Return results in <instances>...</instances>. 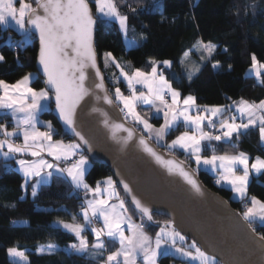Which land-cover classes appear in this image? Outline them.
I'll return each mask as SVG.
<instances>
[{"label": "snow or ice", "instance_id": "obj_1", "mask_svg": "<svg viewBox=\"0 0 264 264\" xmlns=\"http://www.w3.org/2000/svg\"><path fill=\"white\" fill-rule=\"evenodd\" d=\"M17 3H19V8L16 7ZM94 3L101 17L118 20L121 29L127 33L128 16L120 13L116 0H94ZM10 22H14L23 30L24 40L21 43H28L32 39L33 30L38 31L39 63L47 77L46 83L49 86L39 90L31 87L32 80L36 78L33 73L24 75L14 84L0 80V110H5L2 115L11 116L15 127L19 129V132H12L7 130L6 125H0V135L6 137L0 139V155L8 158L14 153H30L33 157L39 158L32 162L23 159L17 162L26 178L25 185H27L28 178L39 177L36 183L31 186V194L35 196L37 189L46 184L53 176V172H56L66 173L77 188L82 187L85 191H91L94 197H98L86 202V207L82 208V214L88 224L92 223L91 217L103 222V228L91 229L97 240L95 248L101 250L104 248L102 236L106 235L110 239L118 240L121 247L107 257L109 264H119L118 257L120 256H123L124 264H135V255L138 253H143L145 264H156L158 256L170 255L173 252L190 258L189 264L192 261H199L200 264H217L216 258L209 256L197 247L195 241L189 245V248L194 251L176 247L178 239L185 241L186 238L174 228L169 229L167 224L161 227L156 234L153 247L151 238L143 231V223L134 224L131 217L126 215L124 201L119 199V194L114 187L115 182L111 177H108L106 181L108 185L106 198L103 196L99 182L95 188H91L84 182V166L87 164L85 156L81 155L67 168H61L59 164L48 163L41 156L42 152H47L57 161L68 160L75 156L77 150L80 149L79 144L53 141L51 131H40L37 128V124L41 123L51 129L50 122L38 120L39 113L50 110L49 90L54 92L56 110L60 117L85 145H88V141L80 132L76 131L75 125L76 109L81 101L85 97H94L96 101L102 100L108 105L114 103L113 98L108 95L104 76L97 65L96 50L93 45V34L97 21L92 16L88 0H36L35 7L27 0H0V25L8 26ZM26 25L31 27H26ZM200 44L207 56H211L216 49V46L210 42L201 41ZM19 46L18 43L17 47ZM132 46H135L134 43ZM104 58L105 66L107 67L109 62L113 63L119 68L121 76L127 82L130 94L125 95L119 87L115 88V103L122 104L119 112L125 114V119L131 116L134 121L139 122L147 130L148 139H145L143 135L138 138L139 144L145 152L155 158L157 163L163 165L168 172L183 177L199 193L201 186L193 178V174L174 159H165L149 143L153 137L157 142L162 141L167 133L175 130L182 123L185 128H191L193 131L182 132L166 147L187 151L195 157L198 166L207 165L211 170L217 171L219 176L217 183L227 182L235 193L241 198L245 197L248 191L250 167L256 173H260L264 170V159L256 157L255 162L249 166V157L245 153L217 155L211 144L205 145L203 142L225 141L230 143L234 134L238 136L241 130H246L257 123L260 125L261 140H264V100L258 104L241 99L238 103L234 102L233 105L197 106L196 97L188 95L181 98V92L173 88L162 73H158L159 64L171 66L172 61L153 60L150 62V72L136 68L129 74L116 61L111 52L104 53ZM251 59V70L257 78H260L262 70H264V63H261L255 54H252ZM3 60V55H0V61ZM218 66L219 62L213 65L214 68ZM193 71L198 72L199 68L194 67ZM86 82L88 86H86ZM260 83H264V80H260ZM137 85L142 86L144 91H137ZM166 96H170L171 102L165 98ZM138 104L154 107L157 114L161 112L159 106H163L164 123L159 128H155L137 112ZM233 107L235 113L223 118V114L229 112ZM92 111L99 112L100 109L93 108ZM104 116L107 117V113H104ZM237 117L241 122H237ZM245 118L247 119L246 123L243 122ZM103 123L112 129L114 139H116V131L121 129L127 133L122 138L124 144L133 138L134 132L131 128H125L123 124H110L107 118ZM205 124L212 129H216L218 124L220 134L214 135L211 131H204ZM19 135L23 137L22 145L15 144L10 139ZM5 148L7 151H3ZM206 148H211L212 155L203 156L201 154ZM238 166H242L239 172ZM46 168L52 171L45 172ZM123 187L128 193L132 192L127 183H124ZM114 196L119 202L110 204L109 200ZM132 200L142 213L141 218L147 217V220L151 221V210L141 204V201L135 196H132ZM250 204L251 206L243 212V219L248 222L249 226L257 220L264 224V201L251 197ZM125 225L131 230V236L125 235ZM63 226L78 236L84 230V225L79 223H65ZM251 231L255 232V229L253 228ZM259 239L264 244V236ZM71 248L84 251L87 248V242L81 238L79 246L73 244ZM8 252L12 256L27 260L24 252L15 247L9 248Z\"/></svg>", "mask_w": 264, "mask_h": 264}, {"label": "trees", "instance_id": "obj_2", "mask_svg": "<svg viewBox=\"0 0 264 264\" xmlns=\"http://www.w3.org/2000/svg\"><path fill=\"white\" fill-rule=\"evenodd\" d=\"M28 1L36 5L35 0ZM89 2L98 20L96 47L100 65L113 96L116 87L125 91L126 86L119 78V68L113 63L110 67L105 66L106 52H111L124 69H127L124 63H129L130 70L139 68L148 71L153 60L172 61V68L167 71V76L173 86L183 96L193 95L201 104H228L239 98L253 102L264 100V83L258 82L249 73L252 54L264 63V0H116L120 13L128 16L126 35L137 41L135 46L130 47L125 42L119 23L101 17L94 0ZM23 40V31L0 25V55L4 57L0 61V80L15 83L24 75L34 72L36 78L33 80V87L45 88L44 79L36 70L38 41L34 34L28 43H21ZM10 41L16 47H10ZM201 41L216 46L211 56L203 51ZM187 52H192L200 59L201 54L205 56L199 71L192 78L185 73L181 63L182 56ZM217 62L219 66L214 68L213 65ZM261 80H264V73ZM1 117L9 119L7 116ZM42 117L51 122L53 138L71 139L53 116L52 103L50 110L43 111ZM150 118L159 123L157 118ZM127 120L143 131L138 123L130 118ZM7 122V125L11 124L9 120ZM183 130L184 127L180 125L170 131L167 141H172ZM208 144L215 148L216 154L244 151L251 156H264L259 127L235 136L230 143L207 141L206 145ZM81 152L87 156L82 148ZM173 152L197 170L207 186L223 195L243 213V201L248 197L233 199L230 188L214 182L216 177L210 172L195 167L191 154L182 150ZM204 154L212 155L211 148H206ZM106 177L113 178L109 166L91 163L86 176L89 184L94 186ZM24 181L19 170L8 166L7 161L0 160V264H101L105 259L104 255L93 258L69 251L67 248L76 243L77 237L57 223L65 220L84 222L81 210L85 194L80 195L79 192L83 190H75L64 174L56 173L33 196L30 185L25 188ZM114 182L120 190L117 182ZM120 192L131 216L137 223H143L149 234L155 235L165 223H172L156 213L152 215L151 221L147 217L142 219V213L124 197L121 190ZM248 196L264 201V171L251 179ZM251 225L258 234L264 236V224L255 221ZM85 233L90 237L93 235L90 228ZM89 243H92L91 239ZM48 245L57 247L49 253L39 250ZM13 247L25 253L26 263L13 261L8 252ZM175 259L172 255H163L160 262L170 264Z\"/></svg>", "mask_w": 264, "mask_h": 264}, {"label": "water", "instance_id": "obj_3", "mask_svg": "<svg viewBox=\"0 0 264 264\" xmlns=\"http://www.w3.org/2000/svg\"><path fill=\"white\" fill-rule=\"evenodd\" d=\"M88 3L92 16L97 21L93 34L97 65L104 76L108 95L113 98L114 103L108 105L102 100L96 101L94 97H85L77 107L76 131L84 136L88 145H85L60 117L56 110L54 92L49 90L52 94L53 116L64 132L86 152L91 163H102L109 166L124 197L135 208L132 196L148 207L152 215L156 213L169 219L183 236L195 241L203 251L214 256L221 264H264V244L259 239L261 235L256 230L251 231L254 227L249 226L248 222L243 219L241 211L223 195L207 186L201 180L198 171L180 159L172 150L158 145L153 139L149 140L150 145L165 159H174L193 174V178L201 186L199 193L183 177L168 172L140 146L139 136L143 135L145 139H148V135L125 119L124 113L119 112L121 107L115 103L106 75L100 65L96 47L98 20L89 0ZM27 27L31 26L27 25ZM33 34L38 41L36 70L38 75L44 79L45 88H47L49 87L46 83L47 77L39 63V33L33 30ZM86 86H88L87 82ZM93 108H98L100 111L94 112ZM104 113H107V117ZM105 118L110 124H123L125 128H131L134 132L133 138L124 144L122 138L127 133L121 129L116 131V139H114L112 129L103 123ZM124 183L132 189L131 193L124 189ZM136 209L140 212L138 208Z\"/></svg>", "mask_w": 264, "mask_h": 264}, {"label": "crops", "instance_id": "obj_4", "mask_svg": "<svg viewBox=\"0 0 264 264\" xmlns=\"http://www.w3.org/2000/svg\"><path fill=\"white\" fill-rule=\"evenodd\" d=\"M16 7L17 8H19V3H17L16 4ZM98 12V11H97ZM98 14L101 16V14L98 12ZM113 20H115V19H113ZM117 22H118V20H116ZM119 23V22H118ZM128 23V22H127ZM3 28H14V29H17V30H20V31H23V30H21L17 25H15V23L14 22H10V24L8 25V26H4V25H1ZM119 26H120V24H119ZM27 27V26H26ZM121 28V27H120ZM122 30V29H121ZM123 31V30H122ZM123 33H124V31H123ZM129 38H131V37H129ZM131 39H133V41H134V45H136L137 44V41H136V39H134V38H131ZM128 46V45H127ZM130 47V46H129ZM173 64V63H172ZM172 64H171V66H165V65H163V64H159L158 65V73H162L164 76H165V78L172 84V82H171V80L168 78V76H167V71H169L171 68H172ZM126 65H127V69H125V71L126 72H128L129 74H131L132 73V71H134V70H130L129 68V63H126ZM142 71H145V70H142ZM151 71V69L150 70H148V71H145V72H150ZM31 73H33V74H35L34 72H31ZM249 73L250 74H253L254 75V73H253V71L251 70V68H250V70H249ZM264 73V70H262V74ZM119 75H120V79L123 81V83H124V85L126 86V88H128V85H127V82L124 80V78L121 76V74H120V72H119ZM35 76H36V74H35ZM255 76V75H254ZM256 77V76H255ZM256 79L258 80V82H260V80H261V77L260 78H257L256 77ZM34 80V79H33ZM33 80H32V82H31V84H30V86L31 87H33V85H32V83H33ZM9 84H14V83H9ZM137 86H140V85H137ZM142 87V86H141ZM172 87L173 88H175L174 86H173V84H172ZM34 88V87H33ZM117 88V87H116ZM175 89H177V88H175ZM37 90H39V89H37ZM177 90H179V89H177ZM123 91V90H122ZM141 91H144V88L142 87V90ZM180 91V90H179ZM181 92V91H180ZM124 93V92H123ZM125 94V93H124ZM126 95V94H125ZM127 95H129V94H127ZM188 96V95H187ZM193 96V95H192ZM49 97H50V99H49V101H48V103L50 104V106H51V101H52V96H51V94L49 93ZM183 97H186V96H183L182 95V93H181V98H183ZM166 99H168L169 100V102H171L170 101V96H166L165 97ZM241 99H243V98H239V99H236V100H233V101H231V102H229L228 104H216V105H233V103L234 102H236V103H238ZM244 100H246V99H244ZM249 101V100H248ZM249 102H253V101H249ZM260 102V101H259ZM259 102H254V103H259ZM196 105L197 106H200L201 105V103H198L197 102V100H196ZM159 106V105H158ZM208 106H214V105H208ZM159 107H161V112L159 113V114H157L156 113V110H155V108L154 107H152V106H149V105H142V104H138L137 105V112H139L145 119H147L148 121H149V123L150 124H152V125H154V127L155 128H159L163 123H164V120H163V106H159ZM143 109H147L148 111H143ZM3 111H5V110H0V114L2 115V113H3ZM42 113L43 112H41V113H39V115H38V120L39 121H41V122H50L49 120H46V119H44L43 117H42ZM235 113V108L233 107L229 112H225L224 114H223V118H227V117H229L230 115H232V114H234ZM193 114H195V111H193ZM258 115H259V113H258ZM153 117V118H157L158 120H159V123H155L150 117ZM8 118H9V121H10V125H7V130L8 131H12V132H19V129H17L16 127H15V124H14V121H13V118L11 117V116H7ZM130 117V116H129ZM217 119V118H216ZM137 122V121H136ZM237 122L239 123V122H241L240 121V118L239 117H237ZM243 122H247V119L245 118L244 119V121ZM51 123V122H50ZM138 124H139V122H138ZM181 126H183V124L181 123L180 124ZM140 126L142 127V129H143V131L148 135V133H147V130L146 129H144L143 128V126L140 124ZM52 127V126H51ZM184 127V126H183ZM255 127H260V125H259V123H257L256 125H254V126H250L248 129H246V130H241V132H240V134H242V133H244V132H246V131H248L249 129H251V128H255ZM37 128L40 130V131H51V129H49L48 127H46L44 124H41V123H38L37 124ZM217 129H219V125L217 124V127H216ZM184 131H193V129H191V128H185L184 127V130H183V132ZM204 131H211V132H213V134H214V131H213V129L211 128V127H209L207 124H205V126H204ZM52 132V131H51ZM182 133V132H181ZM180 133V134H181ZM179 134V135H180ZM239 134V135H240ZM178 135V136H179ZM215 135V134H214ZM167 136H168V133L164 136V138H163V140L162 141H160V142H157L156 141V139H155V137H153L152 139L156 142V143H158V144H161L162 146H165L166 147V145H169V144H171V141L170 142H168L167 141ZM235 136H237L236 134H234L233 135V138L235 137ZM6 137H4V136H2V135H0V139H5ZM176 138V137H175ZM174 138V139H175ZM232 138V139H233ZM11 140H12V142L13 143H15V144H23V137H22V135H19V136H13V137H11L10 138ZM52 139H53V141H63L65 144H69V143H75V144H78L76 141H74V140H72V139H63V138H60V139H55V138H53L52 137ZM173 139V140H174ZM205 145H206V143H207V141H205V142H203ZM261 143L264 145V140H261ZM167 149H169L168 147H166ZM169 150H172V151H177V150H182V151H184V152H186L187 154H189L187 151H185V150H183V149H179V148H175V149H169ZM3 151H7V148H5V149H3ZM241 152H243V153H245V154H247L248 155V157H249V166H251V164L252 163H254L255 162V158L256 157H260L261 159H264V156H262V155H255V156H251L249 153H247V152H244V151H240V152H238V153H233V154H230V155H235V154H239V153H241ZM203 156H210V155H205L204 154V151H202V153H201ZM81 155H83V156H85L86 158H87V164L84 166L85 167V172H84V182L85 183H87L91 188H95L96 186H97V184L96 185H91V184H89V182L87 181V179H86V176H87V173H88V170L90 169V167H91V161L89 160V158L86 156V155H84L82 152H81V147H80V149H78L77 150V152H76V155L75 156H73V157H71L70 159H73V158H77V160L79 159V157L81 156ZM217 155H223V154H217ZM41 156H42V158L43 159H45V160H47L48 161V163H52V164H59V166L61 167V168H63L60 164H62L63 162H66V161H68V160H70V159H68V160H59V161H57L53 156H51V155H49L47 152H42L41 153ZM191 157L193 158V160H194V163H195V167L198 169V170H206V171H208V172H210L211 174H213L215 177H216V179L218 180L219 179V176H218V174H217V171H214V170H211L210 169V166H207V165H203V164H201V165H197L196 164V162H195V157L194 156H192L191 155ZM21 159H23V160H26V161H29V162H32V161H35V160H38L39 158L38 157H33L30 153H22V154H20V153H14V154H11L10 155V157H8V158H5V157H3L2 155H0V160H4V161H7V164H8V166H14L17 170H19L21 173H22V175L24 176V174H23V171L20 169V166H19V164L17 163L19 160H21ZM71 166V164L70 165H67L65 168H67V167H70ZM241 167L242 166H238V168H237V170H238V172L240 171V169H241ZM45 172H47V171H52L51 169H45L44 170ZM264 170H262L260 173H256L255 172V170H253V169H251V167H250V175H249V183H250V181H251V179L253 178V177H256V176H258L259 174H261L262 172H263ZM54 174H56V172H53V175ZM59 174H64L68 179H69V181H70V183L72 184V186L74 187V189L75 190H84L82 187L81 188H77L75 185H74V183L71 181V178L70 177H68L67 176V174L66 173H59ZM53 177V176H52ZM52 177L49 179V181L47 182V183H49L50 181H51V179H52ZM24 178H25V176H24ZM39 179V177H35V176H33V177H30V178H28L27 179V185H25V181H26V178H25V181H24V187L26 188L28 185H30V187L32 186V185H34L35 183H36V181ZM106 181H107V179H103V180H101V181H99V184H100V187H101V189L103 190V196L106 198L107 197V189H108V185H107V183H106ZM217 183V182H216ZM219 185H223V186H226V187H228V188H230L231 190H232V197H233V189H232V186L230 185V184H228L227 182H224V181H222V182H220V183H218ZM41 187V186H40ZM39 187V188H40ZM114 187H115V190H116V192L119 194V199H121V200H123V198H122V196H121V192H120V190L118 189V187L116 186V184L114 185ZM39 188L37 189V191L39 190ZM31 192H32V188H31ZM249 198V200L251 199V197H254V196H248V191H247V195L245 196V197H243V198ZM94 198H98V197H94L93 196V193L91 192V191H86V193H85V197H84V207L86 206V202L88 201V200H92V199H94ZM243 198H241V199H243ZM233 199H235V200H241V199H238V198H234L233 197ZM124 201V200H123ZM119 201H118V199L114 196L111 200H109V203L110 204H116V203H118ZM249 206H251V204H250V202H249V204L247 205V206H244V211L246 210V208L247 207H249ZM124 208H125V210H126V215L127 216H130L131 217V221L134 223V224H139V223H137L136 221H135V219L131 216V214L129 213V211H128V209H127V207H126V204H125V202H124ZM243 211V212H244ZM83 216V215H82ZM100 221V225L103 223L102 222V220H99ZM257 222H259V223H261L259 220H257ZM61 225H63V224H61ZM124 232H125V235H127V236H131V230L125 225L124 226ZM159 232V231H158ZM101 239L104 241V245H105V242H107V241H117L118 242V240H113V239H110V238H108L106 235L105 236H102L101 237ZM97 243V240H96V242H95V244ZM105 247V246H104ZM71 248V247H70ZM55 249V248H54ZM105 248H103L102 250L101 249H97V248H95L92 244H90L89 243V246L87 247V250L86 251H84L83 253L82 252H78L77 250H73L74 251V253H77V254H79V255H86V256H90V257H93V258H96V257H100L101 256V254L103 253V255H104V257L107 259V257L110 255V252H108V253H106V251L104 250ZM116 249V248H115ZM68 250H70V249H68ZM52 251H54V250H52ZM51 251V252H52ZM50 251H48L47 253H49ZM102 255V256H103ZM107 255V256H106ZM170 255H172V256H174L175 258L177 257L178 258V260H181L180 258H181V254H179V253H172V254H170ZM105 260V259H104ZM105 261H102V264L104 263ZM122 259L120 260V263L122 264ZM119 263V264H120ZM171 264V263H170Z\"/></svg>", "mask_w": 264, "mask_h": 264}, {"label": "rangeland", "instance_id": "obj_5", "mask_svg": "<svg viewBox=\"0 0 264 264\" xmlns=\"http://www.w3.org/2000/svg\"><path fill=\"white\" fill-rule=\"evenodd\" d=\"M36 1V0H35ZM27 2L28 3H31L32 5H33V7H35L36 5H35V3H32V2H29L28 0H27ZM96 9H97V7H96ZM123 15V14H122ZM27 26V25H26ZM124 38H125V42H126V44L128 45V46H132V44L134 43V41H133V39H131V38H129L127 35H126V33L124 32ZM201 59L200 58H197L196 56H194L193 54H192V52H187V53H185L183 56H182V58H181V63H182V65H183V69H184V71H185V73L190 77V78H192L197 72L196 71H193V68L194 67H198L199 69H200V66H201V64H202V61L204 60V58H205V56L204 55H202L201 54ZM202 57H203V59H202ZM105 59V58H104ZM125 64V66H127L126 65V63H124ZM112 65V63L111 62H109V64H108V66L107 67H110ZM116 82V81H115ZM127 89H129V88H126V90L125 91H122V89H121V91L122 92H124L126 95L128 94L127 93ZM51 94V93H50ZM51 96H52V94H51ZM51 103H52V101H51ZM122 105V104H121ZM128 118H130V119H132L131 118V116L130 117H128ZM9 119H7V118H2L1 117V114H0V125H6L7 126V124H8V121ZM133 120V119H132ZM134 121V120H133ZM134 122H136V121H134ZM136 123H138V122H136ZM138 125H140V124H138ZM158 144V143H157ZM158 145H161V144H158ZM247 155V154H246ZM248 156V155H247ZM108 177H106L105 179H107ZM112 178V177H111ZM112 180L114 181V179L112 178ZM248 185H249V182H248ZM246 195H247V193H246ZM245 195V196H246ZM233 197L234 198H238V199H241V197L237 194V193H235L234 191H233ZM257 198V197H256ZM257 199H259V198H257ZM260 200V199H259ZM245 201V200H244ZM243 201V202H244ZM262 201V200H261ZM244 206H247V205H244ZM86 207V206H85ZM81 213H82V210H81ZM83 215V214H82ZM94 219H96L95 217H93ZM91 219H92V217H91ZM58 224H65V223H79V224H81V225H84V230L80 233V235L78 236L76 233H74V232H72L71 230H69V229H67V228H65L63 225H61L62 227H63V229H65V230H67V231H69V232H71V233H73L76 237H77V241H76V245L77 246H79V244H80V240H81V238H83L84 240H86V242H87V247L89 246V240L91 239V244L94 246L95 245V242H96V236H95V233L93 232V235H92V237H90L89 235H87L86 233H85V231L87 230V229H92V228H103L104 227V225H103V223L100 225V221L97 223V224H95V223H91V224H88L85 220H84V222H74V221H67V220H65V221H59V222H57ZM168 225V227H169V229H172V228H174L175 229V227L173 226V224L172 223H170V222H168V223H165L162 227H164L165 225ZM143 231H144V233L148 236V237H150L151 238V241H152V244H153V247H154V242H155V238H156V234L155 235H151V234H149L144 228H143ZM160 231V230H159ZM175 231H177V232H179L177 229H175ZM180 233V232H179ZM181 234V233H180ZM131 235H132V233H131ZM182 235V234H181ZM185 237V236H184ZM186 238V237H185ZM191 243H192V241H189V240H185V241H179V239L177 240V245H176V247H184L186 250H192V251H194V249H190L189 248V245H191ZM105 247V251H106V253H108V252H110V250L113 248V247H115L116 249L115 250H113V251H111L110 252V254H112L113 252H116L117 250H119L120 249V244H119V242H117V241H107V242H105V245H104ZM196 246L197 247H199L197 244H196ZM55 247H57V246H54V245H48V246H42L39 250L41 251V249H43V251H41V252H48V251H52V250H54V248ZM71 246H69L67 249H70L69 251H73V250H76V249H73V248H70ZM200 248V247H199ZM201 249V248H200ZM86 250H87V248H86ZM86 250H84V251H86ZM202 250V249H201ZM84 251H78V252H84ZM203 251V250H202ZM23 252V251H22ZM173 253H175V252H173ZM25 254V253H24ZM101 255H103V253L101 254ZM26 256V255H25ZM107 256V255H106ZM163 255H160V256H158L157 257V259H156V264H161V262H160V259H161V257H162ZM210 256V255H209ZM11 257H12V259H13V261H17V262H20V263H26L27 262V260H23V259H21V258H19V257H15V256H12L11 255ZM122 259V261H123V256H120V257H118V260H119V263H120V260ZM181 260H178V258L176 257V259L175 260H173L172 262H171V264H189V259L190 258H188V257H185V256H181V258H180ZM105 262L103 263V264H109V262L107 261V259L105 258V260H104ZM102 264V263H101ZM121 264V263H120ZM122 264H124V261L122 262ZM135 264H145V262H144V260H143V253H138V254H136L135 255ZM191 264H200V262L199 261H192L191 262Z\"/></svg>", "mask_w": 264, "mask_h": 264}, {"label": "built area", "instance_id": "obj_6", "mask_svg": "<svg viewBox=\"0 0 264 264\" xmlns=\"http://www.w3.org/2000/svg\"><path fill=\"white\" fill-rule=\"evenodd\" d=\"M8 44H9L10 47H13V48L16 47L15 44L12 43L11 41H10ZM136 87H137V91H141V90H142V87H141V86H136ZM127 93L130 94V90H129V89H127ZM205 105H206V104H201L200 106H205ZM214 119H216V118H214ZM213 131H214V134H215V135L220 134V133H219V129H217V128H216V129H213ZM76 160H77V158H73V159H70V160L66 161L65 163L60 164V165H61L63 168H65L67 165L72 164V163L75 162ZM213 181L216 182L217 179L214 178ZM79 192H80V195H84V194H85V191H84V190H83V191H79ZM249 202H250V200H249V198H248V199H246V200L243 202V205H248ZM92 222L95 223V224H97V223L99 222V220L94 219V218L92 217Z\"/></svg>", "mask_w": 264, "mask_h": 264}]
</instances>
